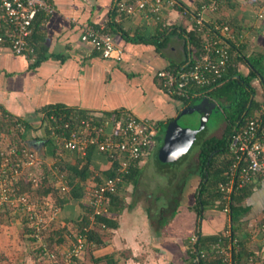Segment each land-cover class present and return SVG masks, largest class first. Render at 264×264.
I'll list each match as a JSON object with an SVG mask.
<instances>
[{
  "label": "crops",
  "instance_id": "0c3cea01",
  "mask_svg": "<svg viewBox=\"0 0 264 264\" xmlns=\"http://www.w3.org/2000/svg\"><path fill=\"white\" fill-rule=\"evenodd\" d=\"M48 1L54 13L38 18L35 28L46 56L43 61L33 65L24 56L14 55L7 44H0V110L31 126L38 124L39 110L49 105L77 108L97 116L128 113L155 122L159 132L162 125L166 126V122L182 110L183 105L168 96L155 77L157 70L186 61L182 38L177 34L166 35L165 45L157 51L155 44L127 42L117 30L113 38L123 47V58L119 62L103 59L88 42L80 40L84 26H105L114 22L129 36L156 41V24L141 15L127 17L115 12L117 0ZM175 1H181L191 10L197 0ZM249 1L234 0L236 9L223 11L224 15L236 17V25L243 29L245 39L241 51L247 57L264 48V16L259 18L264 6L257 9ZM166 19L168 24L186 25L176 9H168ZM240 69L245 75L249 72L244 67ZM256 81L252 82L254 89ZM262 91L264 100V87ZM260 99L255 95L259 106ZM154 150L155 147H151L139 162L138 183L135 186L124 184L118 192L121 205L119 208L112 206L107 215L116 226L107 231L109 240L94 249L92 255L96 258L111 254L117 264H189L192 237L197 239L198 234L214 236L228 229L239 241L238 249L232 254L239 255V264H264V232L260 226L264 219V177L251 183L254 185L252 192L242 202L246 211L231 224L229 216L220 209L206 207L200 212L194 209L199 184L196 163L183 173L177 171L176 179L169 182L176 186L180 181L177 194H169L171 189L167 181L160 183L167 185L163 188L156 187L159 179L155 183L151 179L145 183L149 155ZM197 154L193 162H197ZM108 167L105 163L99 168ZM155 173L153 176L163 178L159 172ZM142 184L148 188L143 189ZM69 204L73 205L71 202L65 205ZM74 206L78 207L76 216H79L82 208L78 202H74ZM9 215L3 214L5 221H0V264H34V252L30 255L27 250L32 251L33 245L29 242L30 246H23L28 237L24 222ZM85 254L81 261L93 264L85 261Z\"/></svg>",
  "mask_w": 264,
  "mask_h": 264
},
{
  "label": "built area",
  "instance_id": "2783aa9c",
  "mask_svg": "<svg viewBox=\"0 0 264 264\" xmlns=\"http://www.w3.org/2000/svg\"><path fill=\"white\" fill-rule=\"evenodd\" d=\"M164 5L167 9L173 8L175 0H118L114 9L127 17L141 15L150 18L151 14L156 21L159 20ZM196 10L197 8L191 15V20L193 29L202 35L201 56L190 66L184 67L185 69L165 68L155 72V77L166 94L183 101L191 100L197 95L190 86L209 89L219 84L230 58L227 51L228 41L233 40V31L229 25L211 19L217 12L214 1L201 5L198 13ZM38 13L50 16L54 13L53 5L48 0H0V44H7L14 55L24 56L27 60L29 57L32 61L33 48L29 43V36L32 22ZM261 17L260 14L259 18ZM80 40L88 42L104 59L118 61L123 56L122 47L116 44L102 27L91 24L85 26L81 30ZM99 115L88 114L86 119L78 124L74 123L72 127L66 123L64 127L68 129L69 134L63 136L62 133L59 138L56 136L63 143L64 149L75 152L79 158L86 156L88 148L93 146L109 158V166L113 161H117L114 176L96 183L94 175L86 182L89 195L85 201L92 210L88 216L91 224L96 216L108 215V196L117 191L122 175L128 173L131 165L149 151L158 133L155 122L133 114L113 112ZM16 127L22 128L19 123ZM263 129L264 100L253 115L246 119L245 124L234 128L230 136L227 147L232 162L224 181L218 184L224 212L229 211L233 193L264 177V136L261 135ZM10 142L8 138L2 143L3 146H0V205L7 206L12 215L17 216L21 222L26 223L29 230L34 231L32 245L38 248L43 264H77L89 247L93 248L95 245L86 241L80 233L74 234V240H70L67 247L60 246L53 252L43 244L41 231L46 229L47 222L40 214L39 201L26 193L16 192L13 187L20 176H25L26 169L34 167L38 158L32 151L26 150L24 158L15 161L13 156H16V148ZM51 177L57 189L61 192L69 191L64 174H57L53 170ZM55 212L49 219L51 223L57 219ZM260 226L264 232V222H261ZM196 240V237L191 238V254L196 253ZM238 247V239L233 237L228 229L211 245L212 250L226 257L228 264Z\"/></svg>",
  "mask_w": 264,
  "mask_h": 264
},
{
  "label": "trees",
  "instance_id": "16d2710c",
  "mask_svg": "<svg viewBox=\"0 0 264 264\" xmlns=\"http://www.w3.org/2000/svg\"><path fill=\"white\" fill-rule=\"evenodd\" d=\"M210 1H214L217 5V12L211 16V19L213 18L216 19L218 23L224 22L229 25L233 31V40L228 41L229 47L227 48V51L230 58L226 65L227 68L225 72L222 73L219 80L220 82H218L219 84H215L209 89H200L195 86L189 87L197 94L195 99L208 97L211 98V100L224 103L223 108L221 104L219 109L222 111L225 120V126L220 138L211 137L202 140L199 146L196 162L199 184L195 192L196 198L194 209L197 212H200L203 209L205 210L206 207L220 209L224 214L229 216V222L233 224L237 221V219H239L241 214L245 213L246 209L242 205V202L250 196L254 185L252 186L250 184L244 186L233 193L230 197L229 211L224 212L222 193L218 190V184L224 181L228 167L232 162V156H230L231 154L228 151L227 145L233 129L240 125H244L246 119L253 115L254 110L259 108V104L255 100V89L252 82L257 79L260 82V85L264 87V48L262 51L253 53L249 57L244 55L241 51V49L244 48L242 43L245 39L243 33L244 31L236 25V17H231L229 14L227 16L223 13V11L228 10V8L229 11L236 9L235 7L237 5L234 3V0H197L195 7L191 10H187V8L182 5L181 1H175V5L172 9H176L181 12L183 20L185 19L187 24L189 23L185 26H182L183 23L179 25L168 24L166 17L168 9L170 8L167 9L166 5H164L159 20L155 21L151 14H149L150 18H148V20L150 19L156 24V41L153 39L129 36L126 32L121 31L119 25L114 22H108L105 26L97 24L91 25L95 27H102L105 32L112 36V38L113 34L118 30L120 31L119 34L127 42L155 44L157 51L165 45L166 35L169 36L171 34H177L184 40L187 52L186 61L180 64H171L166 69H185L184 67L190 66L198 59V57L201 56L203 45L201 33L197 32L192 27L193 24L191 15L194 13L196 8V13H198L201 5L207 4ZM249 2L252 7H257V9L264 6V0H250ZM115 12H117L116 9ZM41 16H44V14L38 13L35 16L31 25V34L29 36V43L33 48V54L31 55L32 61L29 60V57L28 60L33 65L39 64L46 58L44 48L39 44L40 42L37 40V36L35 35L36 20H38ZM261 16L263 18L264 13H261ZM93 50L99 55L98 51L95 49ZM122 58L118 61L114 59L109 60L119 62ZM240 67L248 69L249 72L246 75L243 74ZM174 99L180 102L183 107L188 106V104L192 101V99L188 101H183L178 98ZM88 114L91 113L77 108H70L61 105H49L39 110V122L37 125L31 126L25 120L15 118L7 112L0 110V132L5 131L9 134V139L11 140L10 144L16 148V156H13L15 161H18L20 158H24V152L28 150V140L44 141L43 158H41L42 162L38 159L33 168L31 167L26 169L25 176H20V178L14 182L13 187L16 192L26 193L29 197L37 198V201H40L38 197L44 198L49 196L59 208H63L65 204L72 201L78 202L82 208V213H80L79 216L73 217L69 220L64 219L66 223L72 224V228L74 229L73 231L71 229L63 228V230L59 229L58 231H51L48 235L43 233L45 229L41 231V233H43V244L52 252L56 251V249L60 247L67 236L74 240L73 236L75 233H80L85 237L86 241L92 242L95 245L93 248L89 247L90 252H93L94 249L104 243L102 234H105L109 229L115 228L116 226L114 220L109 219L105 215H100L95 217L93 223V226L95 227L91 228L88 216L92 210L91 207L87 205L85 200L89 195V189L86 186L87 180L93 178L95 175V182L100 183L102 179L114 176L117 168V161H113L107 169L101 170L99 168L100 164L108 163L109 158L105 154L98 152L95 147H89L86 156L79 158L75 152L64 149L63 143L58 140L60 134L63 133V136L69 134V131L64 127V124L68 123L69 126L72 127L74 123L78 124L81 120L86 119ZM170 120H168L166 124ZM17 123H19L22 128H17ZM165 127L166 126L164 124V130ZM34 133H36V135ZM29 134H32V136H29ZM261 135L264 136V129L261 132ZM56 136L58 138H56ZM161 136L162 135L159 133L158 129L154 142L149 149H151V147L156 148L160 139H162V141L164 140ZM0 146H3L2 143ZM144 156L131 165L128 173L122 175L121 183L117 186V191L108 196L107 204L110 210H112L113 207L119 208L121 205V198L118 195V192L122 189L124 184H131L135 186L138 183L141 174L139 162ZM184 159L182 160L183 162L185 161ZM47 160L52 162L48 165L46 162ZM70 160L72 161L70 162ZM182 161L170 165L162 164V169H160L162 172L160 174L163 176L162 179L167 181V183H172L174 179H176L175 173L177 172L178 166L183 164ZM168 167H171L172 170H169ZM31 170H33V173H31ZM53 170H55V173L57 174L65 175L69 191L61 192L53 185V183H48V177L51 175ZM261 178L263 177H260L257 180H260ZM179 182L176 186L175 184L170 185L169 183L168 188L171 189V193L169 194H177L180 191L181 184ZM159 185L161 184H157L156 187L159 188ZM7 210L8 209L5 207L1 210L2 213H0V221H5V219L2 218L3 214L8 213L11 215V213ZM262 222H264V219ZM33 232L34 231L28 230V237L25 238V240L29 241L31 244L34 242ZM222 233L208 237H202L198 234L196 243L194 244L196 247V253L189 256V264H228L226 257L223 254H219L211 248V245L216 242L217 238ZM44 235L46 237H44ZM54 236H56V239L52 238ZM32 251L34 252L33 259L36 262H39L38 264H43L39 256L40 252L38 248L33 245ZM201 254H203V257H201ZM233 257L235 260H230L229 263L239 264V255H232V258ZM81 262L82 261L79 260L77 264H81ZM92 262L93 264H117V261L111 254L93 258Z\"/></svg>",
  "mask_w": 264,
  "mask_h": 264
},
{
  "label": "rangeland",
  "instance_id": "374dc122",
  "mask_svg": "<svg viewBox=\"0 0 264 264\" xmlns=\"http://www.w3.org/2000/svg\"><path fill=\"white\" fill-rule=\"evenodd\" d=\"M170 9H172V8H170ZM184 23L187 24V21H185ZM254 86H255V95H257L259 98H261L262 100L261 99L260 100L262 102L263 101V98L261 97L262 93H263L262 87L260 86V83L258 81L255 82ZM203 99H205V98L204 97L203 98H198V101L196 100V101L191 102L193 107L195 108L194 111H196L194 116H195L196 120L199 121V122H200V119H203L208 114L207 110H209V109H207V105L204 102L203 103L199 102L200 100H203ZM212 101L215 103V106L211 109L210 115L209 114L207 115V116H209L207 124L202 129L201 136H199L197 138L195 143L190 147V149L187 152V154L183 157V159L185 158L184 159L185 161L184 162L182 161L183 164L178 166V168H177L178 172L181 171L183 173L184 170H188V169H191L192 167H194L196 162H193V161H196V159H195L196 158V153H198V151H199V146H200L202 140L208 139V136H210V135H211V137H219L221 135L222 131H223V128H224L223 126L225 125L224 124L225 120H224V116H223L222 111L219 109V106H221V104H222V108H223V104L224 103L219 102V101L217 102L215 100H212ZM159 133L162 135L161 138H164V136H165L164 125L161 126ZM34 134L36 135V133H34ZM29 136H32V134H29ZM8 138H9V134H7L5 131L0 132V144L4 143L5 140L8 139ZM177 139L176 140L167 139V141H166L167 143L172 142V144H171L172 148L170 149L169 152H177L176 147L179 146L182 143V141H180V138H179V140H177ZM163 141H162V139H160V141L157 144V147L153 151L155 154L153 153V154L149 155V159H148V163H147V167L148 168H146V169H149V170L145 171V173L146 172H148V173L146 174V176L143 179V181L145 183L147 181L149 182V179H151L153 183L157 182V179H159L158 180V184H160L163 181L165 183V180L159 178L157 175H156L157 177L153 176V173H155V172L162 173L161 170H160V169H162V164H169L170 165V164L173 163L171 158H170V157H172V155H169L170 157H166V156H163L162 154H160L161 147H162V145L164 143ZM162 151H164V150H162ZM37 158L39 159L40 162H42L41 158H43V148H41L39 150V152L37 153ZM160 158H163L164 161H160ZM167 158H169V159L167 160ZM71 161L72 160H70V162ZM46 162L49 165L52 161L47 160ZM168 169L172 170L171 167H168ZM31 173H33V170H31ZM38 180H39V178H38ZM39 183H40V180H39ZM48 183H53L51 175H49V177H48ZM165 186H167V185L166 184L165 185H159L160 188H163ZM142 187H143V189L148 188L147 185H145V184H142ZM126 195H127V197H126V200H127L128 197H129L128 192L126 193ZM38 199L40 200L39 204L41 205V207H39V211H41L40 214L43 216V218L47 222L46 229L43 231V233L45 235L50 234L51 231H54V230H56V231H58L59 229L63 230V228L71 229L72 231L74 230L72 228V224L66 223L65 220H64V218H68V220H69V219H72L73 217H76V215H77V213L79 211L78 207L74 206V202L73 201L71 202V203H73V205H71V204L65 205V209L62 210V208H59L57 205H55L53 199L51 197H49V196L48 197H44V198L38 197ZM4 207L8 209L7 210L8 212L12 213V211L7 206H2V205H0V213H2L1 210ZM54 211H56L55 213H56L57 219H55L51 223L49 221V219L53 215ZM21 224H23V223H21ZM93 225L94 224L90 223V227L91 228L95 227ZM24 228H25L26 231L29 230V229H27L28 227H27L26 223H25ZM45 235H44V237H46ZM109 235L110 234H108L107 232L105 234H102V239L104 241H108L109 238H110ZM52 238L56 239V236H54ZM70 240H72V239H70L67 236L60 246L67 247V245L70 243ZM29 244H30L29 241H27L25 244L23 243V246H25V248H26V246H30ZM27 250H28V253L30 255H31V253H33V251H30L29 249H27ZM93 258H95L94 255H92V252H90V250H88L86 252V254H85V261L86 260L92 261ZM38 263L39 262H36V261L34 262V264H38ZM81 264H84V263L81 262Z\"/></svg>",
  "mask_w": 264,
  "mask_h": 264
},
{
  "label": "water",
  "instance_id": "95a60500",
  "mask_svg": "<svg viewBox=\"0 0 264 264\" xmlns=\"http://www.w3.org/2000/svg\"><path fill=\"white\" fill-rule=\"evenodd\" d=\"M196 100L198 101V99H193L191 102ZM191 102L188 104V106L180 110L177 115L166 124L165 127L164 143L161 147L160 154L166 157H170L169 155H174L173 158L170 157L173 162L172 164L181 162L183 157L189 151L190 147L194 144L197 138L201 136L202 129L206 126L209 119V116L207 115H210L211 109L215 106V103L211 99L205 98L200 100L199 102H204L207 105V109L209 110H207L208 114L203 119H200L199 122L194 116L196 111H194L195 108ZM179 138L182 143L176 147L177 152H169L172 148V142L167 143V139L179 140ZM43 145L44 141H27V149L32 151L36 156L39 150L43 148ZM168 159L169 158H167V160ZM160 161H164L163 158H160Z\"/></svg>",
  "mask_w": 264,
  "mask_h": 264
},
{
  "label": "clouds",
  "instance_id": "9594fccd",
  "mask_svg": "<svg viewBox=\"0 0 264 264\" xmlns=\"http://www.w3.org/2000/svg\"><path fill=\"white\" fill-rule=\"evenodd\" d=\"M183 109V108H182Z\"/></svg>",
  "mask_w": 264,
  "mask_h": 264
}]
</instances>
